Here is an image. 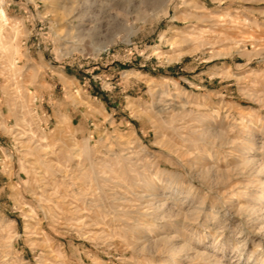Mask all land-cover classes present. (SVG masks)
Listing matches in <instances>:
<instances>
[{"label": "rangeland", "instance_id": "rangeland-1", "mask_svg": "<svg viewBox=\"0 0 264 264\" xmlns=\"http://www.w3.org/2000/svg\"><path fill=\"white\" fill-rule=\"evenodd\" d=\"M90 2L0 0V264H264V0Z\"/></svg>", "mask_w": 264, "mask_h": 264}, {"label": "bare ground", "instance_id": "bare-ground-1", "mask_svg": "<svg viewBox=\"0 0 264 264\" xmlns=\"http://www.w3.org/2000/svg\"><path fill=\"white\" fill-rule=\"evenodd\" d=\"M52 1H55V0H52ZM59 2L60 1H63V2H66V3H69V4H72V6H71V8L72 7H80V6H82V5H84V4H88L89 2H90V0H58ZM92 1V0H91ZM96 1V0H95ZM91 3V2H90ZM53 4V3H52ZM51 4V5H52ZM91 5H93L92 3H91ZM97 6V5H96ZM51 7V6H50ZM93 7V6H92ZM91 8V7H90ZM94 8V7H93ZM55 9H58L57 7L55 8ZM87 9V8H86ZM89 9V8H88ZM66 10H67V8H66ZM71 10V9H70ZM82 10V9H81ZM52 11V10H51ZM68 12H69V10H68ZM56 14H58V13H56ZM76 14V13H75ZM53 18V17H52ZM57 18V17H56ZM62 18V17H61ZM0 19L2 20V21H6L7 20V14H6V12H5V10L4 9H1L0 10ZM85 19V18H84ZM85 22H86V20H85ZM88 22V21H87ZM3 23V22H2ZM84 24V21L82 22H79L78 24H77V26H79V25H83ZM87 24V23H86ZM80 30V29H79ZM72 33L73 32H71V35H72ZM14 34H15V32H14ZM62 34H64L63 32H62ZM59 35V34H58ZM180 96V95H179ZM247 121V120H246ZM245 122V121H244ZM234 142V141H233ZM252 144V143H251ZM241 154L243 155L244 154V151H241ZM250 153H246V154H244L240 159H238V165H237V167H236V169H235V172H236V174L237 175H240V174H243V175H248L249 177L251 176V175H260V173H262V171H261V169H258V170H260V171H257V168H260L261 167V165L260 164H257V161H256V159H253V158H251L250 157V155H249ZM229 171V170H228ZM227 173H229V172H227ZM226 173V174H227ZM241 176V175H240ZM252 176V177H253ZM255 176V177H256ZM224 177V174L222 175L221 174V178H223ZM247 177V176H246ZM225 181V180H224ZM254 181H255V179H254ZM253 181V182H254ZM225 182H227V180L225 181ZM255 182H257V181H255ZM254 182V183H255ZM262 185V186H261ZM237 186V185H236ZM248 186V185H247ZM247 186H245V187H247ZM240 187V186H239ZM260 187H262L263 189H261L260 191H263L264 192V181L260 184ZM241 188V187H240ZM244 192V191H243ZM245 193V192H244ZM189 194V193H188ZM232 195H235V194H232ZM243 196V195H242ZM258 196V195H257ZM260 198V197H259ZM147 201V200H146ZM151 204V203H150ZM240 207V206H239ZM158 208V207H157ZM195 209V208H194ZM245 210V212H248L249 211V209L248 208H245L244 209ZM244 212V213H245ZM193 213V212H192ZM188 214V213H187ZM161 215V214H160ZM178 216V215H177ZM189 216V215H188ZM194 222V221H193ZM173 248V247H172ZM177 251V250H176ZM174 252V251H173ZM177 253V252H176ZM175 257L177 256V255H174ZM160 264V263H159ZM161 264H163V263H161Z\"/></svg>", "mask_w": 264, "mask_h": 264}]
</instances>
